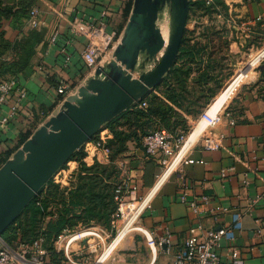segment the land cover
Masks as SVG:
<instances>
[{
    "label": "crops",
    "instance_id": "0c3cea01",
    "mask_svg": "<svg viewBox=\"0 0 264 264\" xmlns=\"http://www.w3.org/2000/svg\"><path fill=\"white\" fill-rule=\"evenodd\" d=\"M29 1L32 2V9H38L42 24L37 29L41 32V40L36 46L32 71L18 76L26 96L21 101L17 116L2 124L1 119L10 109L11 102L0 105V157H5L10 151L8 160L22 145L21 137L24 134H33L63 109L66 94L57 92L61 84H72L67 92L68 98L95 75L96 71L82 57L90 37L89 26L102 25L106 32L120 41L129 19L126 14L131 2ZM223 1L228 11L244 24L243 29L248 32L245 42L252 47L264 44V0ZM10 24V21H5L3 28L6 38L15 41L20 32ZM67 54L71 58L69 62L65 59ZM228 113L230 118H235V124H229L227 118L215 128V132L223 136V146L211 150L203 148L199 138L207 130L208 124L189 141L173 161L174 168L186 151V159L204 162L182 163L172 173H167V178L154 191L139 217L136 229L116 249L110 264H173L176 249L187 237L208 228L230 224L232 212L238 210L243 213V229L236 238L241 251L240 261L243 264H264V198L254 202L264 192V63L256 80L243 86L236 94ZM96 161L108 163L103 156ZM74 166L75 169L79 167L78 163H74ZM117 166L121 168L119 179L128 178L130 189L136 187L133 195L139 197H146L152 191L161 171L160 165L146 155L142 143L136 141L128 143V150L117 160ZM232 167L234 169L229 170L226 176L222 175L223 168ZM185 184L188 186V197L196 198L206 212L197 214L188 204L180 201L179 196ZM130 192L127 191V198L131 196ZM202 196L209 197L205 205ZM111 222L112 218L108 226L94 224L109 229ZM138 223L156 238L171 233L173 252L168 253L160 248L154 258L145 236L136 232L141 227ZM261 227L263 233L258 235L257 229ZM220 253L225 257L226 248L222 247ZM87 254V248H81L76 257L85 260Z\"/></svg>",
    "mask_w": 264,
    "mask_h": 264
},
{
    "label": "trees",
    "instance_id": "16d2710c",
    "mask_svg": "<svg viewBox=\"0 0 264 264\" xmlns=\"http://www.w3.org/2000/svg\"><path fill=\"white\" fill-rule=\"evenodd\" d=\"M217 3L222 4L226 13L228 12V6L223 0H213L209 5L206 0H197L194 4L214 7ZM194 4L190 0V6ZM132 5L133 0L127 9V19ZM31 8L32 2L29 0H0V83L8 78L7 75L18 78L19 74L29 73L33 69L32 58L41 40V32L32 30L15 41H9L3 28L5 20H17L20 9V16L27 18ZM186 33L179 56L161 84L135 105L104 124L103 127L111 134L108 141L111 148L110 161L106 164L95 161L88 165L83 160V149L77 150L70 158L79 163L71 188L66 192L51 178L3 233L9 243L13 244L18 237L22 240H32L42 233L48 240L49 259L51 262L61 263L64 256L55 251L53 241L65 229H74L79 224L89 225L94 222L110 225L117 210L114 186L120 180L121 173L117 160L128 150V143H142L143 137L151 131L157 119L167 128L186 129L188 122L182 112L196 116L217 94L220 85L216 88L209 86L212 80L211 72L216 69L212 61H208L198 76L193 78V85H199L200 90L195 87L190 89L188 80L193 70L192 65L201 64L204 53L210 58L212 40L209 38L205 43L199 40L191 43ZM143 101L148 102L146 108L139 107V103ZM31 135L32 132L24 134L20 145ZM10 155L9 151L5 157H0V167Z\"/></svg>",
    "mask_w": 264,
    "mask_h": 264
},
{
    "label": "water",
    "instance_id": "95a60500",
    "mask_svg": "<svg viewBox=\"0 0 264 264\" xmlns=\"http://www.w3.org/2000/svg\"><path fill=\"white\" fill-rule=\"evenodd\" d=\"M166 6L170 8L168 40L157 24ZM189 7L190 0H134L113 58L97 68L95 75L65 100L63 109L42 124L0 167L1 235L104 124L161 84L179 56ZM153 59L154 65L147 69Z\"/></svg>",
    "mask_w": 264,
    "mask_h": 264
},
{
    "label": "built area",
    "instance_id": "2783aa9c",
    "mask_svg": "<svg viewBox=\"0 0 264 264\" xmlns=\"http://www.w3.org/2000/svg\"><path fill=\"white\" fill-rule=\"evenodd\" d=\"M206 1L207 4L213 2V0ZM29 24L34 28H38L42 24L38 16L37 8H33L31 10ZM89 27L90 37L88 44L82 52V57L85 62L96 71L97 68L104 66L110 59L113 58L120 41H117L112 34L106 32L102 25H90ZM65 59L66 62H69L71 59L70 55L67 54ZM101 76L104 77L103 74ZM71 86V83L66 82L61 84L57 89L59 94H66L64 101L67 99V92ZM25 96L26 90L20 86L17 77L11 76L1 81L0 105L11 102L10 109L1 119L2 124L8 123L10 119L17 116L18 110L21 107V101ZM147 106V101L139 103V107L141 108H146ZM202 117L208 119V127H215L222 120L220 115L214 118L208 116L207 110ZM227 118L229 124H235V118H230L229 113L226 115V119ZM110 137L111 134L109 130L102 127L92 139L85 142L81 146L80 149H83L85 153L83 160L86 163L91 164L94 163L100 156H103L107 162H109L110 159L108 156L111 153V148L108 146V141ZM200 137L203 138L201 143L204 149L211 150L223 146V136L222 134L215 132V130L210 134L203 133ZM142 145L146 155L152 158L162 168L160 173L157 175L158 180L165 168H167L172 159L177 156L182 147L181 145L180 150L176 152L174 147L176 144L174 145L170 140L169 135L160 129L151 130L148 134H146L143 137ZM186 152L180 157L174 170L182 163L204 162V160H195L193 158L186 159ZM71 163H78V161L69 160L66 163L67 166L60 168L52 177L53 182L59 185L61 189H65L66 192H68L71 188V183L75 180L74 174L79 169V167H77V169H75V166L72 167ZM232 169H234V167L228 169L223 168L221 173L223 176H226L228 171ZM262 179L264 181V177ZM245 183L247 184L248 181L245 180ZM134 189H136V187L130 189L128 178H123L116 182L114 186V198L117 203V210L112 216L111 227L106 229L96 224H89L80 225L74 229H65L53 241L55 251L64 254L68 264H87L84 260H79L76 257V253L81 248H87L88 253H94L101 248L104 241L110 237L114 228L117 233L119 232L120 227L128 218L131 211L135 209L137 204L142 202L145 198L142 196H134ZM187 189L188 186L185 184L184 189L181 191L179 196L180 201L188 204L197 214H202L204 211L206 212L205 208L202 207L196 198L188 197ZM129 190L132 194L129 198H127L126 193ZM259 198H264V192L256 198L254 202ZM202 200L205 205L209 202V197L202 196ZM148 202L140 210L137 222L144 209L147 207ZM139 226L141 227L136 232L145 236L146 243L154 258L157 256L160 248H164L168 253L173 252L174 245L171 233L167 232L165 236L156 238L150 230L141 224H139ZM242 229L243 213L241 210L233 211L232 222L230 224L222 225L219 228H208L199 234H192L187 237L183 241L182 245L176 249L173 264H243L240 261V248L236 244L237 233L241 232ZM262 233L263 228H258L257 234L262 235ZM74 244L78 246L77 249L71 248ZM222 247H225L227 250L225 257H223L220 253ZM96 263H98V259ZM0 264H63V262H51L49 259L48 240L42 233L37 235L32 240H22L21 237H18L13 244L9 243L4 238L3 234H0Z\"/></svg>",
    "mask_w": 264,
    "mask_h": 264
},
{
    "label": "rangeland",
    "instance_id": "374dc122",
    "mask_svg": "<svg viewBox=\"0 0 264 264\" xmlns=\"http://www.w3.org/2000/svg\"><path fill=\"white\" fill-rule=\"evenodd\" d=\"M196 1L197 0H191L193 4ZM216 5L217 6L214 7H209L206 5L197 6L195 4L192 7L190 6L186 26L187 33L186 31L185 33L187 34V37L190 39L191 43H194L196 40L205 43L209 38L212 40V44L209 49L212 51L210 58L208 57L207 53H204V60L201 62V64L192 65L193 70L188 80L190 89L195 87L196 90H200L201 87L199 85H193V78L198 76L199 72L203 70L208 61H212V64L216 65V69L211 72L212 80L210 81L209 86L216 88L218 85H220L218 87L217 94L211 98L209 103H207L196 116L186 115L185 112H182L183 115L186 116L188 122L186 129L184 127L178 130L167 128L159 119H157V122L151 128V130L160 129L168 134L172 143L174 145L176 144V146H174L176 152L180 150L181 145H183V142L188 137L191 130L194 129L200 132L201 129L209 123L207 118L202 117L206 110L207 115L210 117L214 118L218 115L221 116L222 120L219 122V124L225 121L226 115L229 111V106L236 94L243 86L256 80L259 70L264 63V56L262 55V52L264 51V44L252 47L248 42H245L244 38H246L245 35L248 32L247 30L243 29L244 24L241 23V20H239L234 13L229 11L226 13L222 4L217 3ZM31 10L27 18H22V16H20L22 14L20 9L17 20H5L10 21V25L12 27L19 29V37L23 34L29 33L32 30L38 31L37 28L29 25ZM157 24L161 28L166 40H168L170 33L169 6H166L165 9L159 14ZM156 57L159 58V54H157ZM34 58H32L33 62ZM154 63L155 59L149 62L147 69L151 68ZM9 76L11 75H7V77ZM200 117L202 118L199 120ZM198 120L199 122L196 125ZM215 128L216 126L208 127L204 133L210 134L215 130ZM202 139L203 138L200 137V142H202ZM110 156L111 153L108 156L109 159ZM64 166L67 165L65 164ZM71 166L73 167L74 163H71ZM119 170H121V168H119ZM130 229L135 230L136 228L132 226ZM116 233L117 231L114 228L110 237L104 241L101 248H99L94 253L89 252L86 255V258H84L85 263L98 264L96 263L97 259L103 252L105 246L112 240ZM131 233L132 232H129L127 236L131 235ZM71 248L77 249L78 246L74 244ZM115 252L116 250L99 264H110ZM63 264H68L66 258H64Z\"/></svg>",
    "mask_w": 264,
    "mask_h": 264
},
{
    "label": "bare ground",
    "instance_id": "6f19581e",
    "mask_svg": "<svg viewBox=\"0 0 264 264\" xmlns=\"http://www.w3.org/2000/svg\"><path fill=\"white\" fill-rule=\"evenodd\" d=\"M198 122L196 123V125L198 124ZM207 127H208V125H207ZM198 133H199L198 131H196V130L193 129V131L191 132V134L187 137V139L185 140L184 144L182 145L181 150H180V152H178L177 156L180 153L183 152V150L188 145L189 141L191 139H193V137L196 136ZM176 157H174L172 159V161L168 164L167 168H165L164 172L162 173L161 177L157 181V184L152 189V191L149 192L147 194V196L144 198V200L142 202L138 203L137 204V207L131 211V213L129 214L128 218L125 220V222L123 223V225L120 227L119 232L105 246L103 252L100 254V256L98 258V264L101 263V262H103V260H105L106 258H108L119 246H121L125 242V238H126V236H127V234L129 232H133L134 231V229H130V228L132 226H134V228H136L137 217H138V214H139L140 210L146 205V203L149 201V199L153 195L154 191H156V189L159 187V185L167 178V173H172L173 172V170H174L173 161L175 160Z\"/></svg>",
    "mask_w": 264,
    "mask_h": 264
}]
</instances>
